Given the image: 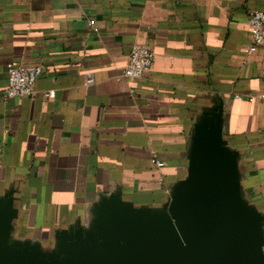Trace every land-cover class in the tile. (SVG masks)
<instances>
[{"label": "crops", "instance_id": "1", "mask_svg": "<svg viewBox=\"0 0 264 264\" xmlns=\"http://www.w3.org/2000/svg\"><path fill=\"white\" fill-rule=\"evenodd\" d=\"M254 10L264 0H0V197L11 193L18 207L15 237L53 247L59 230L88 225L93 205L114 192L163 205L187 176L195 122L214 106L246 196L264 212ZM135 43L151 46L155 61L129 78ZM9 62L43 66L32 96L5 97Z\"/></svg>", "mask_w": 264, "mask_h": 264}, {"label": "water", "instance_id": "2", "mask_svg": "<svg viewBox=\"0 0 264 264\" xmlns=\"http://www.w3.org/2000/svg\"><path fill=\"white\" fill-rule=\"evenodd\" d=\"M214 106L195 122L187 176L161 206L103 195L88 225H70L53 247L15 237L18 207L0 197V264H264V212L241 185L239 152Z\"/></svg>", "mask_w": 264, "mask_h": 264}, {"label": "built area", "instance_id": "3", "mask_svg": "<svg viewBox=\"0 0 264 264\" xmlns=\"http://www.w3.org/2000/svg\"><path fill=\"white\" fill-rule=\"evenodd\" d=\"M90 25L94 24V20L89 21ZM249 28L252 37V44L249 50L255 51L260 47H264V10H254L250 13ZM155 61V52L145 43H135L132 45L131 52L126 65L123 68V75L129 78L143 77L153 66ZM44 73L42 65L27 64L24 62H9L7 64L8 86L5 90V97H26L32 96L36 81ZM89 84L92 77L86 78ZM47 95H52L48 92ZM155 165L161 167L164 162L160 160H152Z\"/></svg>", "mask_w": 264, "mask_h": 264}]
</instances>
